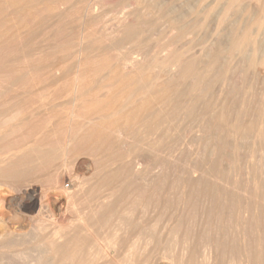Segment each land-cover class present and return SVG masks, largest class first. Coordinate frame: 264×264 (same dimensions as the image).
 I'll use <instances>...</instances> for the list:
<instances>
[{"label":"bare ground","instance_id":"6f19581e","mask_svg":"<svg viewBox=\"0 0 264 264\" xmlns=\"http://www.w3.org/2000/svg\"><path fill=\"white\" fill-rule=\"evenodd\" d=\"M71 1L0 0L1 16L24 23L0 32V264H264V210L249 203L253 191L210 183L193 161L186 184L211 207L191 209L190 221L183 201L150 211V177L156 182L163 165L147 159L186 133H177L180 114L191 146L205 141L214 154L219 144L264 148V0H104L114 21L93 33L99 0H74L70 9ZM67 19L79 22L76 30L66 33ZM34 28L47 32L35 46ZM46 80L52 89L42 101L33 91ZM60 97L69 106L56 111ZM225 129L234 137H219ZM169 147L157 151L172 159Z\"/></svg>","mask_w":264,"mask_h":264},{"label":"rangeland","instance_id":"374dc122","mask_svg":"<svg viewBox=\"0 0 264 264\" xmlns=\"http://www.w3.org/2000/svg\"><path fill=\"white\" fill-rule=\"evenodd\" d=\"M76 1V0H75ZM75 1L73 0V2L71 3V2H69L72 6H69L70 4H66V7L67 8H70L71 9V7H73L74 6V8H76V5H77V3H75ZM98 1V0H97ZM101 1H104V0H101ZM101 1L99 0L98 2H97V4H95V6H97L95 9L96 10H98V12L97 13H99V14H96V16L97 17H101L100 19L98 18L97 19V17H96V19H92L93 21L91 22L92 23V25H91V27H93V28H90V31H92L93 29H95V30H93L92 31V33L94 32V31H98V32H100L102 29H103V27L104 28H107V27H110L112 24H113V22H112V24H111V21H114L113 19V13L111 12L112 10H111V8H112V5L111 4H109L108 5V3H106L105 1V4L103 3H101ZM73 3L75 4V5H73ZM101 3V4H100ZM78 5H80V4H78ZM102 5V7H100ZM94 6V7H95ZM108 6V7H107ZM106 7V8H105ZM107 9V10H106ZM111 10V11H110ZM108 12H110L109 14H107ZM106 13V14H105ZM103 14V15H102ZM108 15V16H107ZM104 16H105V19H104ZM2 17V18H1ZM112 17V18H111ZM93 18H95V16H93ZM110 18V19H109ZM10 22H9V21ZM95 20H97V23L95 22ZM12 21H14V19L13 20H11V17H9V16H7V14L6 13H4V15L3 16H1L0 15V25H1V28H0V32H7V33H9L8 35H10V34H15V33H17V29H18V26H19V29L20 28H22L23 27V25H24V23H22L21 24V22L20 21H18L17 22V20H15L14 22H12ZM66 22H64V24L66 25V24H68L69 23V26L67 25V28L68 29H66L65 31H66V33H69L71 30L72 31H74V30H76V28L79 26V22H77V21H69V19H67V20H65ZM102 21V22H101ZM5 22V23H4ZM12 22V23H11ZM73 22V23H72ZM76 22V23H75ZM17 23V24H16ZM42 25H44V26H46L47 24L48 25H50L52 22H51V20L49 21V19H47V20H45V21H42ZM94 23H96V24H94ZM105 23V24H104ZM5 26H4V25ZM15 24V25H17L16 27V29L15 30H13L12 28H14V26L13 25ZM3 25V26H2ZM12 25V26H11ZM75 25V26H74ZM94 25V26H93ZM109 25V26H108ZM11 26V27H10ZM43 26V27H44ZM6 28V29H5ZM1 29H2V31H1ZM10 29V30H9ZM12 29V30H11ZM40 29H42V30H40ZM44 29H45V31H47L48 32V29L47 28H45L44 27ZM44 29L43 28H34L33 29V31H34V41L32 42V44L35 46V43L37 44L38 43V41L40 42L42 39L40 38L39 40H38V38L41 36V34L42 33H47V32H44ZM68 30V31H67ZM9 31V32H8ZM40 31H42V32H40ZM49 31H50V29H49ZM40 32V33H39ZM6 33V34H7ZM44 34H42V35H44ZM42 38H43V36H41ZM113 54H115V53H112L111 54V56H113ZM66 62H68L67 64H66ZM65 63H64V67H65V69L67 70V69H69V64L71 65V62L69 63V60L68 61H66ZM68 65V68L66 67V65ZM47 82L49 81V80H46ZM46 81H44V82H46ZM43 82V83H44ZM43 83H41V84H43ZM45 84V85H44ZM43 84V86L41 85V89L39 88L38 89V87L40 86V85H38L37 86V88L36 89H38V91H36V89H34V91H36V94L37 93H39V94H37V96H36V94H35V92L33 91V95L35 96V98L36 97H38V99H41L42 100V98H44L45 100H47V92H49V91H51V89H52V86L50 85V83L48 82V83H44ZM47 85V86H46ZM54 87H57V86H54ZM53 87V88H54ZM59 87V86H58ZM43 88V89H42ZM46 88H48V89H46ZM46 91H45V90ZM39 90L40 91H42V90H44L43 92H39ZM44 93V94H43ZM46 93V94H45ZM42 95V96H41ZM40 96V97H39ZM48 98H50L49 97V95H48ZM44 99L42 100V101H44ZM62 100H65V98L64 97H60V98H58V99H56L55 100V102L54 103H58V106L59 107H57V110L56 111H62L63 110V108L65 107L64 105L65 104H67L66 102L68 101V99L67 100H65V101H62L63 102V104H62V102L61 101ZM41 102V101H40ZM65 103V104H64ZM68 105V104H67ZM62 106H64V107H62ZM69 106V105H68ZM62 107V110L60 109ZM58 109H60V110H58ZM150 110H151V108H150ZM180 116H181V118H182V120L180 119V117H179V123H175V125L176 124H178L179 125V127H178V129H177V133L180 131V132H186L184 135H186L187 134V132H188V130H186L187 128H188V125H187V122H184V119H183V115L182 114H180ZM182 124H184L185 125V127H183V125ZM180 126H182V127H180ZM180 128V129H179ZM183 128H185L184 130L185 131H183L182 129ZM220 131V132H219ZM218 132H217V134H218V136L219 137H228V138H233L234 137V134H233V132L231 133L230 131H229V129H225V130H222V132H221V130H219ZM179 132V133H180ZM225 132L227 133L226 135H225ZM230 132V133H229ZM220 133H223L222 134V136H221V134ZM181 134V133H180ZM179 134V135H180ZM203 134V133H202ZM231 134V135H230ZM184 135H181V136H183L186 140H187V138L189 139V134L188 135H186L187 137H185ZM206 135V134H205ZM204 134H203V136H205ZM231 136V137H230ZM233 136V137H232ZM182 137V138H183ZM181 137L179 136V137H177V139H176V141H166L165 143H167V145H171L170 147L172 148H170L169 146H166V144L165 143H163L164 144V146H163V148H165V151H164V149H162V147H160V145L159 146H157V147H155V149L154 150H150L151 152H150V158H147L148 160H150V167H151V164H152V166L156 163H161V164H159V165H163V168L162 167H160V169H157V172L156 173H158V174H156L157 176H158V178L156 179V182H155V180L153 179V178H151L150 177V203L151 202H155L156 203V205H155V203H152L153 205H155V206H153L152 204H150L151 206H150V211H158L159 213L162 211V212H164V211H166V210H171V209H175V208H182L183 207V205H185V207L184 208H186L185 210V213H186V216H185V220L186 221H190V218H192V216L190 217V215H191V209L193 210V212L194 211H196L197 212V210H200L201 209V212L203 211H205V210H208L210 207H211V203L209 202V200H208V197H207V200H206V196L204 195V194H201L200 192H196L197 190V187L195 186L194 187V185L193 184H191L192 185V187H188L189 185H190V183L188 184V182H186L187 180H188V178H189V175H187L188 173V168H189V166L191 165V163L193 162V163H196L199 167H200V169H202V172H204L203 174H204V177H210V179H208V178H206V180L208 179V181L210 182V183H214V184H217L219 187H225V189L227 190L228 189V191H234L235 192V194H239V195H243L244 193H242L244 190H242L241 189V187L242 188H247L248 189V191H251V192H249V193H252V191H253V193H260L261 191H260V184L264 187V180H263V177H264V148H259L258 146H252V145H248V147H246L245 146V144L246 143H244L243 144V146H242V148L244 149V150H246L247 151V149H248V151H247V154H246V152L241 148V149H239V150H241V152H238L237 151V147H241V145H237V146H234L233 144H229V145H227V146H221L220 144V146L221 147H223L224 148V151L222 150V149H220L221 150V152H220V150H218V148H221V147H217V146H219V145H213V147H214V149L218 152V154H217V152L214 154V150H213V152H212V150L211 149H209V148H211V147H207V145L205 144V141H201L200 142V144H199V146H198V144L197 145H193V146H191V145H189L188 144V141H187V143H186V140L185 139H182V141L183 140H185V141H183V142H185V144L183 145V142L182 143H180V141H181V139H180ZM178 139L180 140L179 142H177L178 141ZM176 144V145H178V146H176L175 147V145H174V143ZM169 143V144H168ZM177 143H180V145L179 144H177ZM182 145V146H181ZM188 145H189V147H188ZM247 145V144H246ZM229 146V147H228ZM249 146H251V148L249 147ZM168 147L170 148L169 149V152H175V153H173V154H175L174 155V157L172 158L174 161H173V163L171 162L170 163V160L172 161V159L170 158H166L167 159V161H166V159L164 158V157H162L161 156V152L159 153V151H157V149L158 150H163L165 153H168L167 151H168ZM180 147H181V149H180ZM183 147V148H182ZM194 147H195V149H194ZM196 147H199L198 149L199 150H197L196 151ZM226 147H228V149L226 148ZM233 147H236V148H233ZM161 148V149H160ZM177 148H178V151H177ZM200 148H202V150H201V152H200V154L198 153V156L197 157H195V159H196V161H198V162H196L195 161V159H193L194 157H193V153L194 152H198V151H200ZM207 148V150H205V149ZM250 148V149H249ZM256 148H257V151H256ZM181 151H180V150ZM185 149V150H184ZM195 151H194V150ZM204 149V150H203ZM251 149H252V151H251ZM174 150V151H173ZM228 150V151H227ZM184 151V152H183ZM186 151V152H185ZM188 151V152H187ZM192 151H194L193 153H192ZM202 151H204L203 152V155H201L202 154ZM207 151V152H206ZM250 151V152H249ZM253 151H254V153H253ZM158 152V153H157ZM179 153V155L180 154H182V155H180V157H179V155L177 156V154ZM190 152V153H189ZM209 152H211L210 154H208ZM222 152H224V155L222 154ZM228 152H232L231 154H229ZM236 152H237V154H236ZM260 152H261V154L263 155H261L260 154ZM156 153V154H155ZM192 153V156L191 155H189V154H191ZM221 153V154H220ZM226 153H228L227 155H226ZM239 153V154H238ZM240 153L243 155H240ZM248 153H251V154H253V156L256 154L257 155V153H258V155H257V157H255L254 156V158L255 159H250V156H247L248 157V159L249 160H254V161H250V163H247V161L249 162V160L248 159H245V156L246 155H250V154H248ZM158 154V155H157ZM160 154V155H159ZM236 154V155H235ZM260 154V155H259ZM153 155H155V157H154V159H153ZM205 155V156H204ZM223 155V156H222ZM226 155V156H225ZM232 155H233V157H232ZM239 155V156H238ZM162 158H164V159H162ZM178 158H177V157ZM188 156H189V158H188ZM209 156H211V159H210V157ZM214 156H216L217 158L215 159V157ZM222 156V157H221ZM160 159H159V158ZM191 157H193V158H191ZM199 157H200V160H198L199 159ZM201 157H202V159H201ZM206 157H207V159H206ZM213 157V158H212ZM221 159H220V158ZM223 157H225V158H223ZM226 157H227V159H226ZM232 157V158H231ZM239 157V158H238ZM241 157H244V159L243 158H241ZM246 157V158H247ZM86 158L87 157H85V158H79V160L77 161V168H78V170L80 169L78 166V164H80L82 161H84V159L86 160ZM175 158V159H174ZM181 158H182V160H181ZM185 158V159H184ZM231 158V159H230ZM236 160V161H234V159ZM261 158V159H260ZM177 159H178V161H177ZM206 159V160H205ZM213 159V160H212ZM219 159V160H218ZM223 159V160H222ZM231 161H230V160ZM241 159V160H240ZM153 160V161H152ZM162 160V161H161ZM165 160V161H164ZM239 160V161H238ZM247 160V161H246ZM255 160L257 161V164H258V166H257V168L255 167V165H256V162H255ZM155 161H157V162H155ZM176 161V162H175ZM213 163V165L215 164L216 165V167L218 168V170L216 169L215 170V172H214V169H213V172L211 173V162ZM216 161V162H215ZM259 161V162H258ZM165 163V164H163V163ZM168 162V163H167ZM175 162V163H174ZM178 162V163H177ZM186 162V163H185ZM191 162V163H190ZM201 162V163H200ZM206 162V163H205ZM154 163V164H153ZM166 163H167V165H166ZM183 163V164H182ZM225 165H224V164ZM176 165V167H175V165ZM179 164H181V165H179ZM185 164L187 165H189V166H185ZM218 164V165H217ZM251 164H253L252 166H254V172L256 171V169H258L259 170V172H258V170H257V172L259 173H256L255 172V175L257 174V176H256V180H257V182H259L260 181V184H258V183H256V187H257V189H259V190H257L256 189V187H255V184L254 183H252L253 181H251L252 179V173L253 172H251L252 170H249L250 169V167H251ZM255 164V165H254ZM230 165V166H229ZM166 166H167V168H166ZM203 166V168H201ZM204 166H206V168L204 167ZM208 166V167H207ZM247 166H249V167H247ZM165 167V168H164ZM173 167H174V169H176V170H174L173 169ZM169 168V169H168ZM181 168V169H180ZM237 168V169H236ZM243 168H245V169H243ZM247 168V169H246ZM166 169V170H165ZM172 169L174 170V171H172ZM184 169H186V170H184ZM77 170V171H78ZM182 170V171H181ZM247 170V171H246ZM167 173H166V172ZM187 171V172H186ZM216 171H218V173L216 172ZM248 171H250V172H248ZM263 171V172H262ZM162 172H165V173H162ZM169 172V173H168ZM181 172L184 174V175H181ZM210 172V173H209ZM79 173H83V175L86 177V175H87V177L90 175V173H88L87 171H85V170H79ZM160 173V174H159ZM185 173H187L186 175L188 176V178H187V176L185 177ZM205 173H208V174H205ZM233 173V174H232ZM238 173V174H237ZM250 173V176L248 175V174ZM166 174V175H165ZM168 174V175H167ZM170 174V175H169ZM172 175V176H171ZM181 175V176H184V177H179V176ZM206 175V176H205ZM210 175H213V178L215 177V178H219L220 179V177L221 178H223V180L224 181H226L225 183H224V181H222V179H213ZM215 175V176H214ZM217 175H218V177H217ZM262 175H263V177H262ZM162 176H165L164 178L162 177ZM167 176H169L170 178L172 177H174L173 179H175V180H173V179H170L169 177H167ZM177 176V177H176ZM223 176V177H222ZM232 176V177H231ZM260 176V177H259ZM176 177V178H175ZM250 178V180H249V178ZM166 178V179H165ZM169 178V179H168ZM182 178H184V180L182 179ZM211 178H212V180H211ZM262 178V179H261ZM164 179V180H163ZM180 179V180H179ZM258 179H260L259 181H258ZM152 180H154V182L152 181ZM158 180V181H157ZM159 180H160V184H161V186L162 187H160V189H158L159 188V184H158V182H159ZM167 180H170V183H166L167 182ZM186 180V181H185ZM248 180V181H247ZM261 180H262V182H261ZM166 181V182H165ZM181 181V182H180ZM184 181V182H183ZM243 181V182H242ZM172 182V183H171ZM178 182V183H177ZM216 182V183H215ZM232 182V183H231ZM248 182H251V184L250 183H248ZM154 183H156V184H154ZM166 183V184H165ZM173 183H174V185H173ZM183 183H185L184 185H183ZM188 184V186H187V184ZM171 184V185H170ZM249 184H250V186H249ZM153 185V186H152ZM155 185H156V187H155ZM173 185V187H171ZM175 185H178L177 186V188L175 187ZM180 185H182L183 186V188H184V192L183 193H185V192H188V191H190L191 190V188H193L192 189V191H193V193L189 196L190 198L189 199H187V197H185L184 195H183V193L180 191V188L182 187V186H180ZM229 185V186H228ZM233 185L235 186V187H233ZM247 185V186H246ZM253 185V186H252ZM151 186H152V188L154 187L155 188V192H154V194L152 195V193H153V191H154V188L152 189L151 188ZM158 186V187H157ZM170 186V187H169ZM180 186V187H179ZM164 187V188H163ZM227 187V188H226ZM253 187V188H252ZM262 187V188H263ZM167 189V192H168V194H167V192H166V189ZM171 188H174V189H171ZM182 188V189H183ZM237 188L238 189H241V190H237ZM250 188H252V189H250ZM158 190V192H160L159 194H158V192H156L157 190ZM164 189V190H163ZM169 189V190H168ZM179 191H178V190ZM189 189V190H188ZM231 189V190H230ZM174 190L176 191L175 193H174ZM260 191V192H259ZM166 192V194H163V193H165ZM196 194H195V193ZM178 193V194H177ZM182 193V194H181ZM177 194V195H176ZM198 194V195H197ZM253 195V196H251V197H253V198H251L250 200L248 199V201H249V203L251 204V202H252V204H251V206H253L254 205V203H253V200L256 202L255 204H257L258 205V203H261V205H262V207H263V210H264V198L262 199L258 194H256V195ZM152 195V196H151ZM158 195H159V197H162V195H163V197H162V199L163 198H165V199H163V200H160V198L158 197ZM164 195H165V197H164ZM166 195L168 196L169 195V197H167L166 198ZM174 195V196H173ZM181 195V196H180ZM195 195V196H194ZM196 195L198 196V197H196ZM204 196V198H203V196ZM172 198H171V197ZM178 197V198H175V197ZM245 196H247V195H245ZM151 197H153V198H151ZM155 197V198H154ZM158 197V198H157ZM183 197H184V199H183ZM194 197H195V199H194ZM256 197V198H255ZM173 198H175V200L176 199H178V200H176V201H178V203L173 199ZM186 198V199H185ZM192 198V199H191ZM197 198H200V199H197ZM203 198V200H202V205L200 204L201 203V199ZM152 199V200H151ZM156 199H158L161 203H158L159 201L158 200H156ZM170 201H169V200ZM190 199H191V201H190ZM194 199V200H193ZM205 199V200H204ZM154 200V201H153ZM156 200V201H155ZM186 200V201H185ZM193 200V201H192ZM197 200V203H195V201ZM257 200V201H256ZM258 200H260V202L258 201ZM158 201V202H157ZM165 201H166V203H165ZM174 203L173 205L174 206H171L172 205V202ZM184 202L183 203V205H182V203L181 202ZM190 201V202H189ZM200 203H199V202ZM170 202V203H169ZM192 202H194V203H192ZM140 199H139V201L137 202V206L138 205H140ZM163 203H164V205H163ZM170 204V205H168V204ZM187 203V204H186ZM190 203H192V205H190ZM205 203V204H204ZM208 203H210V205H208ZM165 204H166V207L164 208V206H165ZM198 204V208L196 207V205ZM193 205H195V206H193ZM205 205H207V206H204ZM163 206V207H162ZM178 206V207H177ZM188 206H189V208H188ZM193 208H192V207ZM209 206V207H208ZM139 207V206H138ZM194 207H196V208H194ZM201 207V208H200ZM202 207H204L205 208V210H203L202 209ZM188 208V209H187ZM208 208V209H207ZM190 209V210H189ZM195 209V210H194ZM188 210V211H187ZM199 213H200V211H198ZM189 214V215H188ZM150 215H154V214H151L150 213ZM226 215V214H225ZM155 216H156V214H155ZM190 218H189V217ZM215 217V216H214ZM224 217H226V216H224ZM224 217H223V219L221 220L220 218V220L223 222V223H227V222H229V220L227 219V218H225L224 219ZM150 218H152V216H150ZM153 219V218H152ZM197 219V218H196ZM219 219H217V220H219ZM192 220H193V218H192ZM191 220V221H192ZM212 220H214L215 221V218H212ZM216 220V221H217ZM224 220H226L225 222H224ZM228 224V223H227ZM252 233V234H251ZM254 233V234H253ZM250 234H251V236L253 235V236H256V233L254 232V230L252 231L251 229H250ZM252 236V237H253Z\"/></svg>","mask_w":264,"mask_h":264}]
</instances>
